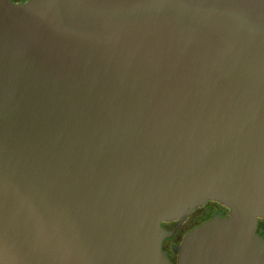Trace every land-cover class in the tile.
I'll use <instances>...</instances> for the list:
<instances>
[{"label": "water", "instance_id": "obj_1", "mask_svg": "<svg viewBox=\"0 0 264 264\" xmlns=\"http://www.w3.org/2000/svg\"><path fill=\"white\" fill-rule=\"evenodd\" d=\"M264 264V0H0V264Z\"/></svg>", "mask_w": 264, "mask_h": 264}, {"label": "flooded vegetation", "instance_id": "obj_2", "mask_svg": "<svg viewBox=\"0 0 264 264\" xmlns=\"http://www.w3.org/2000/svg\"><path fill=\"white\" fill-rule=\"evenodd\" d=\"M15 3H25L29 0H12ZM231 209L218 201H208L204 206L195 209L191 215L184 221L177 220L171 222H164L162 226L168 231H174V235L166 239L163 243V250L173 264H177L178 255L175 254L174 248L182 244L186 235L202 225L203 223L211 220L215 215L220 217H229ZM256 231L264 237V218L258 221Z\"/></svg>", "mask_w": 264, "mask_h": 264}]
</instances>
